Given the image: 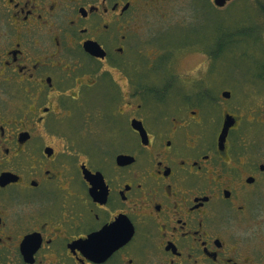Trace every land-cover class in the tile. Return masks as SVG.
<instances>
[{"label":"flooded vegetation","instance_id":"obj_1","mask_svg":"<svg viewBox=\"0 0 264 264\" xmlns=\"http://www.w3.org/2000/svg\"><path fill=\"white\" fill-rule=\"evenodd\" d=\"M165 1L0 0V264H264L259 73L237 95L192 43L156 79Z\"/></svg>","mask_w":264,"mask_h":264},{"label":"rangeland","instance_id":"obj_2","mask_svg":"<svg viewBox=\"0 0 264 264\" xmlns=\"http://www.w3.org/2000/svg\"><path fill=\"white\" fill-rule=\"evenodd\" d=\"M159 6L141 17L142 25H136L140 39L151 44L146 48L150 56L142 60L147 61L146 65L151 63L150 59L157 61L151 71L156 79L169 78L165 73L172 70L170 47L205 43L211 48L220 44L218 57L223 82L231 83L236 94L241 95L240 83L259 73L260 84L245 88L257 89L252 94L258 102L259 93L264 92V0H236L221 10L211 8L207 0H167ZM181 24L187 26L179 27ZM197 54L196 51L179 54L173 65L176 71L184 73L200 63ZM175 89L173 97L179 95L178 87ZM259 188L251 197L264 196V182Z\"/></svg>","mask_w":264,"mask_h":264},{"label":"water","instance_id":"obj_3","mask_svg":"<svg viewBox=\"0 0 264 264\" xmlns=\"http://www.w3.org/2000/svg\"><path fill=\"white\" fill-rule=\"evenodd\" d=\"M223 2L224 0H215V4H217L218 6L222 5Z\"/></svg>","mask_w":264,"mask_h":264}]
</instances>
